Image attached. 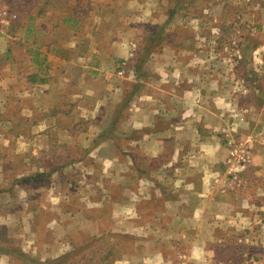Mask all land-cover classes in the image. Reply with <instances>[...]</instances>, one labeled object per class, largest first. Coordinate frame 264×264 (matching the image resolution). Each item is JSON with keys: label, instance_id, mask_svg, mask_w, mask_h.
I'll use <instances>...</instances> for the list:
<instances>
[{"label": "crops", "instance_id": "obj_1", "mask_svg": "<svg viewBox=\"0 0 264 264\" xmlns=\"http://www.w3.org/2000/svg\"><path fill=\"white\" fill-rule=\"evenodd\" d=\"M90 2L108 24L67 8L0 33V264L60 258L72 229L92 226L66 200L103 194V181L126 211L153 214L127 216L126 233L150 223L188 248L140 264H264V43L241 38L264 35V0ZM214 19L235 23L238 50L230 31L208 42L201 20ZM233 137L252 153L238 182L226 177Z\"/></svg>", "mask_w": 264, "mask_h": 264}, {"label": "rangeland", "instance_id": "obj_2", "mask_svg": "<svg viewBox=\"0 0 264 264\" xmlns=\"http://www.w3.org/2000/svg\"><path fill=\"white\" fill-rule=\"evenodd\" d=\"M89 1L90 0H81L80 4L83 5H80L78 4V0H0V13H2L7 21L11 22L10 28H12V32L17 29L16 27L24 29L30 27L31 24L34 25L36 20L30 18L31 16L37 15L39 17V22L46 23V20L41 18H43V15H46L47 12L49 15L55 14L56 17L60 19L62 16L61 12H65L67 8L71 12L77 13L78 8L76 7H79L86 15L87 25L90 26V24H92V26H95L94 24L96 22H101L103 26L108 24L106 20H103L102 17L100 19L99 16L96 15V11L91 7V2L89 3ZM184 6H188V8L185 9L189 13L195 12V14H198L197 11H199L204 14L211 11L210 7L208 8L209 11L207 9L205 10V8L197 10L196 6L193 5L195 9L193 12H190L192 10L190 6L187 5V3H185ZM8 18H10V20ZM57 20L56 18L53 22ZM201 24L202 27L207 28L205 33H209L210 35L206 34V38L212 45H217L220 40H222L221 33L230 31V35H228L229 40L226 37H224V39L227 43L232 45L231 47L234 48V50L240 48L239 46H241L242 41L240 40V36H235L233 34L232 27L235 23L232 21L222 22L214 19L212 23H208L205 20H201ZM261 30L264 32V28ZM211 31L214 32V35ZM215 36L218 38H214ZM187 38L191 37L189 36ZM241 38L246 41L248 45L259 44L260 42L264 43V35L262 37H256L251 33L247 37L243 36ZM236 55L237 57L240 56L239 53H236ZM250 57H252L253 60V53ZM118 64L120 66L119 73L124 75L128 67L126 59L120 60ZM262 88H264V83ZM233 138L238 139L240 137ZM78 167L77 169H80V180L82 186H84L83 184L87 179V174L90 169H87L84 163L79 164ZM115 190L116 189L111 186L110 182L103 181V194H85L84 196L71 195L70 200H66V207L71 209L70 217L75 218L77 221L80 215H77L76 212L80 211L82 217L85 216L89 219V222H92V226L90 228L83 227L82 221H80V225L82 226L81 229H72L73 234L69 238L70 241L60 249L64 254L60 258L45 264H140L142 256L148 257L150 252L152 255L156 254L161 257H164L163 255H166L169 250L174 252L176 246L170 245L169 247V244L164 242L166 230L157 226H150V223H147L145 226L133 228L132 233H126L129 228L125 219L127 216H134V219L139 224H142L143 220H150L153 214L148 212L139 216V213L126 211L125 204H119ZM49 213L50 212L46 211L40 219L41 226L39 229L42 235H48L47 233L53 230H50L49 224H47L49 220L52 219ZM93 221L97 222L98 225L100 224V226L98 227ZM117 221H119L120 227L116 226ZM40 246H43V244H40ZM177 248L178 250H175L173 255L186 252L188 249L187 247L180 248L178 246ZM235 248L243 253V250L239 246H235ZM219 252L220 251H218V253ZM232 253H235L234 248L227 246L224 249L222 248L219 255L221 257H230ZM133 254L135 255L132 256ZM231 259L233 258L231 257ZM175 260V258H172V264ZM163 263L166 264V262H162L161 264Z\"/></svg>", "mask_w": 264, "mask_h": 264}, {"label": "built area", "instance_id": "obj_3", "mask_svg": "<svg viewBox=\"0 0 264 264\" xmlns=\"http://www.w3.org/2000/svg\"><path fill=\"white\" fill-rule=\"evenodd\" d=\"M6 21V18L0 13V33ZM228 146L230 153L226 162L227 181L229 179V181L238 182L240 180L239 175L251 161V149L247 142L234 138L228 141Z\"/></svg>", "mask_w": 264, "mask_h": 264}, {"label": "trees", "instance_id": "obj_4", "mask_svg": "<svg viewBox=\"0 0 264 264\" xmlns=\"http://www.w3.org/2000/svg\"><path fill=\"white\" fill-rule=\"evenodd\" d=\"M71 8V7H70ZM76 8H78V7H76ZM75 9V8H74ZM81 12V9H78L77 10V13L79 14Z\"/></svg>", "mask_w": 264, "mask_h": 264}]
</instances>
